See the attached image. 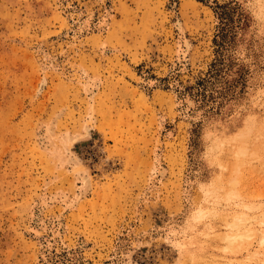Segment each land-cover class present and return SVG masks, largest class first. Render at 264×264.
<instances>
[{"label": "rangeland", "instance_id": "rangeland-1", "mask_svg": "<svg viewBox=\"0 0 264 264\" xmlns=\"http://www.w3.org/2000/svg\"><path fill=\"white\" fill-rule=\"evenodd\" d=\"M82 83L93 193L69 207L76 168L41 141L62 107L56 145L84 131ZM249 113L264 125V0H0V264H212L222 215L264 209L258 164L230 195L233 153L214 148Z\"/></svg>", "mask_w": 264, "mask_h": 264}, {"label": "bare ground", "instance_id": "bare-ground-1", "mask_svg": "<svg viewBox=\"0 0 264 264\" xmlns=\"http://www.w3.org/2000/svg\"><path fill=\"white\" fill-rule=\"evenodd\" d=\"M40 81L41 82L39 84V88L37 89L39 93H41L47 85V80L45 78H42V80ZM84 85L85 84H83L82 86ZM92 86L93 85H91V87H83L84 89L86 88L84 91L87 90L86 95H88L89 100V108L87 107V109H89V114H87L89 116V119L84 122V131L82 133L75 134H70L66 131V133L64 134L65 137L62 135L64 148L62 149L56 145L54 135L57 133H55V130L66 111V108L62 107L53 115L51 120L48 122V125L46 127L47 129L45 128L46 135L41 141V145L45 150L51 149V152L56 157L60 158V163L64 165L69 164L72 165L73 168H76L75 171L73 169V172L75 173L76 180L80 179L81 184L80 187H78V191L73 202H69V207L73 205H79L83 200H85L93 193V180L91 178V175L87 170H83V167L80 166V159L73 150V146L76 142L86 138L91 134L93 128V123L91 124V121L95 123L97 120L94 105L98 89L96 88V86H94L93 88ZM254 121L255 118L253 114H247L243 119L242 128L234 130V132L230 134V137L218 140L214 145L215 149H219L223 146L226 148L227 146L233 153V176L230 179V190L232 193L230 195L234 194L236 197L240 196L239 191L237 190V185L241 180L240 172L242 170V165H244L245 163H249L250 165L258 164L255 167V170L261 171L264 176V125L257 127L256 125H254ZM40 136L41 134L39 135V137ZM55 136L57 137V135ZM253 136L256 140H260L259 144L251 143L250 139ZM156 172L157 176L160 179H164L168 174L167 168L163 165H159ZM257 196L263 197L264 194H259ZM67 197L68 196H66V198ZM230 200L233 199L230 196H226L225 201L228 204V208H230ZM260 202L262 203L264 202V200ZM45 204H47V202H45ZM202 204V213L204 215H209L212 212L216 211V206L209 203L207 196L202 201ZM245 207H231L230 210L232 212L230 213L229 217L222 215L223 220H225L228 227L227 231L223 235L224 243L221 247L223 250V256L215 259L212 264H264V209L258 210V208H255L254 206L251 207L247 204L245 205ZM194 246L195 245H193V247ZM238 255H242V258L239 259Z\"/></svg>", "mask_w": 264, "mask_h": 264}]
</instances>
